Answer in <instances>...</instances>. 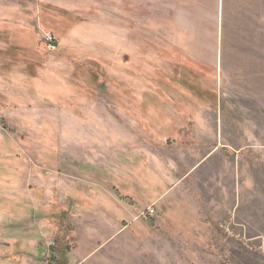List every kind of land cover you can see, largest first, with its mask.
<instances>
[{"label": "rangeland", "instance_id": "374dc122", "mask_svg": "<svg viewBox=\"0 0 264 264\" xmlns=\"http://www.w3.org/2000/svg\"><path fill=\"white\" fill-rule=\"evenodd\" d=\"M206 1L0 0V264H264V0Z\"/></svg>", "mask_w": 264, "mask_h": 264}, {"label": "crops", "instance_id": "0c3cea01", "mask_svg": "<svg viewBox=\"0 0 264 264\" xmlns=\"http://www.w3.org/2000/svg\"><path fill=\"white\" fill-rule=\"evenodd\" d=\"M198 2H199V0H196L195 3L194 2L185 3V9L183 11L189 10L190 6H193L194 8H197L196 10H198V11L197 12L195 11L197 14H202L203 12L201 10H199L201 3H198ZM207 2H208L209 9L213 10L214 13H215V11L218 10V12H217L218 14L216 13L217 15H214V14H211V16L209 15V17H210L209 20H210L211 26L212 25L217 26V31H216L217 35H218L217 39H218L219 45H220V43L222 41V30H223V29H221V27L223 26L224 0H208V1H206V4H207ZM195 5L197 7H195ZM179 17L180 18L182 17L181 13H180ZM191 35L192 34L189 33L188 37H192Z\"/></svg>", "mask_w": 264, "mask_h": 264}, {"label": "built area", "instance_id": "2783aa9c", "mask_svg": "<svg viewBox=\"0 0 264 264\" xmlns=\"http://www.w3.org/2000/svg\"><path fill=\"white\" fill-rule=\"evenodd\" d=\"M54 38L52 36H49V47L51 48H54L55 45H54ZM156 213L154 207H149L147 208L144 212H143V215L144 217L148 218V216H151V215H154Z\"/></svg>", "mask_w": 264, "mask_h": 264}]
</instances>
